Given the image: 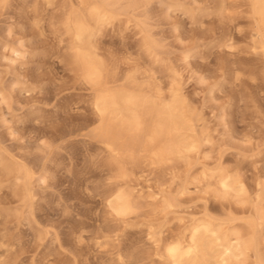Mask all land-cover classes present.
<instances>
[{"label": "rangeland", "instance_id": "1", "mask_svg": "<svg viewBox=\"0 0 264 264\" xmlns=\"http://www.w3.org/2000/svg\"><path fill=\"white\" fill-rule=\"evenodd\" d=\"M113 1L117 18L94 24L84 43L119 83L133 76L151 100L170 106L175 145L160 164L145 134L126 133L132 155L122 177L98 136L95 93L71 64L78 42L68 20L87 15L84 4L0 0V264H119L120 256L169 264L166 246L187 242L201 224L220 240L198 242L197 264H264L257 0ZM16 163L29 167L26 180L7 170ZM116 187L135 204L131 212L114 211Z\"/></svg>", "mask_w": 264, "mask_h": 264}, {"label": "bare ground", "instance_id": "2", "mask_svg": "<svg viewBox=\"0 0 264 264\" xmlns=\"http://www.w3.org/2000/svg\"><path fill=\"white\" fill-rule=\"evenodd\" d=\"M103 2L105 4L99 3L98 0H81V4H84V9L87 11H85L87 15H80V12H77L79 13L77 14L75 11V15L68 20V26L70 25L69 27L74 34V38L78 42L75 46V58L72 56L75 61L73 62V59V63H70L75 64L79 70H81L83 81L85 80L95 93L93 107L97 110L96 112L101 120L98 136H101L104 153L106 152L109 155L110 162L114 164V167L115 165L117 166L118 173L124 177L127 172L123 166V160L132 155L130 153L132 149L130 146L131 144L127 142L129 138L126 140L125 137V135L128 136L126 133H131L132 136L135 135L136 137L145 134L146 139L144 146H157L154 153L155 160L153 162H158L160 164H162L161 162H165L167 154L172 151L171 147L172 145H175L176 141L174 142L171 138L172 112L170 111V106L163 101L156 103L151 100V96L149 97L150 94L147 93V91L140 88V85H134L135 78L133 76L127 77L125 83H119L122 79L120 75H118L115 70L113 73L107 62H103L96 57L98 52L91 49L89 43H84L86 37L93 35L92 26L94 24L97 25V27L102 26L106 23H111L118 16L117 11L121 8L119 1L108 3L106 0H103ZM257 4V13L260 16L263 25L264 0H257L256 5ZM135 7L136 3L129 2L126 9L131 8L134 10ZM144 37L147 42L146 39L148 37ZM146 44L148 45L147 50L152 54V44H150V42H147ZM152 114H154L153 117L155 116V119L151 128H148L149 130L147 129L148 131L145 132L147 122L146 117ZM114 129L120 130V132L118 131L119 135L115 132L116 137L118 136L117 138L113 136ZM133 139L136 138L134 137ZM8 168H10L9 170L15 174V179H18L17 181L26 180L31 174L30 169L26 164H9L7 170ZM219 181L222 187L227 188L229 186L226 177L220 178ZM112 194L113 198L111 200V206L117 214L124 215L134 209L135 204L133 205L131 198L126 192H123L120 188L116 187ZM192 230L193 231L187 242L183 243L182 241L180 242L177 240V242L170 243L167 246L165 245V254L169 259V264H197L196 262L199 258L198 247H200L198 242H200L202 238L213 235L215 237L214 240L217 242L220 240V236L215 232L216 229H210L206 224L194 226ZM233 247L234 246H227L224 254L233 250ZM225 260L226 259L223 261ZM118 263L126 264L121 256L118 259Z\"/></svg>", "mask_w": 264, "mask_h": 264}]
</instances>
